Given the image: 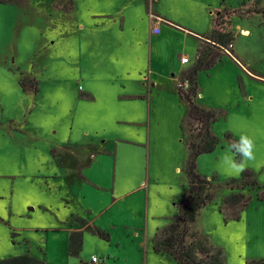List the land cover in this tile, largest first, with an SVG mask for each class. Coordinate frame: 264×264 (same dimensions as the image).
<instances>
[{"label":"rangeland","instance_id":"rangeland-1","mask_svg":"<svg viewBox=\"0 0 264 264\" xmlns=\"http://www.w3.org/2000/svg\"><path fill=\"white\" fill-rule=\"evenodd\" d=\"M215 17L235 58L210 47L215 64L197 74L198 105L222 116L215 149L196 160L212 199L194 228L225 264H264V0H157L147 13L141 0H0V260L177 264L153 251L188 198L185 141L198 125L176 88L187 90L179 79ZM242 136L252 160L237 151ZM245 173L261 189L232 188ZM231 194L245 206L223 205ZM75 214L109 237L86 231L72 256Z\"/></svg>","mask_w":264,"mask_h":264},{"label":"trees","instance_id":"trees-1","mask_svg":"<svg viewBox=\"0 0 264 264\" xmlns=\"http://www.w3.org/2000/svg\"><path fill=\"white\" fill-rule=\"evenodd\" d=\"M201 38H198L199 44L195 64L184 72V76L179 79L181 84L187 81V90L182 91L179 87L176 88L177 96L184 100L188 106V118L186 120L195 121L198 125L193 140L186 139L185 141L188 155L184 164V173L187 179L188 198L181 202L177 216L165 228L156 232L153 238L154 253L161 256L166 255L176 261L177 264H225L221 252L215 250L209 244L208 239L194 228L198 213L212 199L211 181L196 171V160L200 154L210 153L215 149L219 139L212 133L211 127L217 118L222 116L220 111L198 105L197 97L200 90L197 74L200 70H208L215 64V60H211L212 50L210 47L224 46L233 42V38L228 32L227 26H223L216 17L213 19L209 33ZM19 85L23 91L29 87L26 80H20ZM29 88L33 91L36 90L35 85ZM249 178L250 175L245 173L241 179L230 181V184L232 188H243L245 183H249L252 187L261 189L254 180L250 181ZM246 202L243 194H231L224 198L223 205L244 207ZM95 233L99 237L106 235L98 230H95ZM188 237L191 241H187ZM68 247L70 255L77 256L82 249V234L71 233ZM0 264H37V261L23 255L0 260Z\"/></svg>","mask_w":264,"mask_h":264},{"label":"crops","instance_id":"crops-1","mask_svg":"<svg viewBox=\"0 0 264 264\" xmlns=\"http://www.w3.org/2000/svg\"><path fill=\"white\" fill-rule=\"evenodd\" d=\"M154 1H157V0H151L150 2H149V0H141V2H142V7H143V11H145L146 13L147 12H149V9L151 10V5H152V3L154 2ZM144 2V3H143ZM210 7V6H209ZM155 16L156 17H158L159 19L161 18V17H159V16H157L156 14H155ZM149 21L151 22V25H152V20H151V17L149 18ZM167 22V21H166ZM168 23V22H167ZM122 24V23H121ZM169 25H172V24H170V23H168ZM212 24H213V20H212ZM212 24H211V27H212ZM211 27H210V29H211ZM152 29H153V27H151V29H150V32L151 33H153V31H152ZM210 29H209V31H210ZM229 29V28H228ZM209 31L207 32V33H205V36L209 33ZM229 32V31H228ZM161 33V29H159V33L158 34H160ZM230 33V32H229ZM154 34V33H153ZM157 34V35H158ZM200 36L198 33H194V36ZM233 54H234V46H233ZM182 56H184V55H182ZM189 58V63L188 64H186V65H189L190 64V57H188ZM180 59V58H179ZM186 65H184V66H186ZM182 66V65H181ZM175 74H173L172 76H174ZM147 80V82H149V79H146ZM152 85H153V83H152ZM149 92H147V94H148ZM87 94V98H91V96H90V94H88V93H86ZM124 98H126V99H128V100H132V101H139V100H144L145 99V97L144 96H141V95H138V94H131V95H127V96H125ZM200 107H203V106H201V105H199ZM83 181H84V183H86V184H88V185H90V186H92L93 188H94V186H95V184L93 183V182H91L89 179H83ZM85 210H87V209H85ZM87 213H89L90 211L89 210H87L86 211ZM73 220H74V223L72 224V226H70L69 227V229L67 230L68 231V244H69V236H70V234L71 233H73V232H77V233H81L82 234V246H83V234L86 232V231H89V232H91L93 235H96V233H95V230H98V231H101V232H103L104 234H106L107 235V237H109V235H108V232H106L105 230H103V229H101V228H99V227H97V226H94V225H92V224H90V222H88V221H86L84 218H83V216H81V215H79V214H75V216L73 217ZM99 238H101V237H99ZM90 263V262H89Z\"/></svg>","mask_w":264,"mask_h":264},{"label":"built area","instance_id":"built-area-1","mask_svg":"<svg viewBox=\"0 0 264 264\" xmlns=\"http://www.w3.org/2000/svg\"><path fill=\"white\" fill-rule=\"evenodd\" d=\"M151 17V20L153 21L154 23V27L152 29L153 33L156 34L159 32V24L161 22V19H159L158 17H155V16H150ZM216 48H217V51L221 54V55H224V54H227L229 56H231L232 58H235V55L233 54V43L230 42V43H227L226 45L224 46H221V45H216ZM180 64L183 66V65H186L189 63V58L187 56H181L180 57ZM182 85L186 86L187 85V81H185ZM101 260H99L97 257H92L91 258V263L92 264H100Z\"/></svg>","mask_w":264,"mask_h":264},{"label":"clouds","instance_id":"clouds-1","mask_svg":"<svg viewBox=\"0 0 264 264\" xmlns=\"http://www.w3.org/2000/svg\"><path fill=\"white\" fill-rule=\"evenodd\" d=\"M252 147V141L249 138L242 136L237 151L240 152L244 160H252L254 159ZM229 160L230 167L235 173L239 174L245 170V164L243 162L237 163L234 160H231V158H229Z\"/></svg>","mask_w":264,"mask_h":264}]
</instances>
